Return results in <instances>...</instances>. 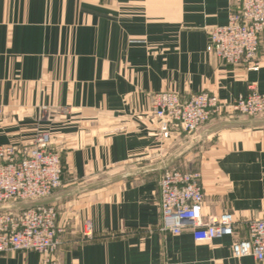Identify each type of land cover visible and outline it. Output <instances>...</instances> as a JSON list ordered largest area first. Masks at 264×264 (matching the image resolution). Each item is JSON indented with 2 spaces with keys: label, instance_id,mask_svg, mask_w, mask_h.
I'll use <instances>...</instances> for the list:
<instances>
[{
  "label": "crops",
  "instance_id": "crops-1",
  "mask_svg": "<svg viewBox=\"0 0 264 264\" xmlns=\"http://www.w3.org/2000/svg\"><path fill=\"white\" fill-rule=\"evenodd\" d=\"M231 6L0 0V146L48 132L61 158L62 187L44 201L63 229L54 264H258L234 259L231 247L247 238L249 221L264 219V118L223 115L193 136L162 139L150 111L151 95L162 92L223 103L251 88L264 95V34L256 71L207 52L209 29L227 23ZM166 168L199 171L203 218L231 214L234 235L202 243L162 234L157 182ZM0 264L41 260L2 253Z\"/></svg>",
  "mask_w": 264,
  "mask_h": 264
},
{
  "label": "built area",
  "instance_id": "built-area-1",
  "mask_svg": "<svg viewBox=\"0 0 264 264\" xmlns=\"http://www.w3.org/2000/svg\"><path fill=\"white\" fill-rule=\"evenodd\" d=\"M231 3L227 23L208 31L207 52L224 65L256 71L264 34V0H231ZM150 99L152 120L162 139H169L173 133L193 136L223 115H264V95L254 88L229 103L207 93L194 95L187 101L174 92L156 93ZM61 111L68 113L67 109ZM62 178L61 158L51 147L48 132L38 133L28 144L0 146V204L30 203L20 209L0 211V254L33 252L40 257L41 264H54L63 229L57 223V209L43 201L62 187ZM200 178L196 169L163 170L157 182L162 234L179 236L188 232L195 242L202 243L234 235L236 223L231 214L203 218ZM246 226L247 238L232 245V256L252 257L258 264H264V219L249 221ZM82 238L84 241L93 238L89 221L83 223Z\"/></svg>",
  "mask_w": 264,
  "mask_h": 264
},
{
  "label": "rangeland",
  "instance_id": "rangeland-1",
  "mask_svg": "<svg viewBox=\"0 0 264 264\" xmlns=\"http://www.w3.org/2000/svg\"><path fill=\"white\" fill-rule=\"evenodd\" d=\"M233 116H242V117H244V118H264V115H261V116H257V117H248V116H244V115H233ZM47 200V199H46ZM45 200V201H46ZM44 202V201H43ZM22 205H24V206H28L30 203H21Z\"/></svg>",
  "mask_w": 264,
  "mask_h": 264
}]
</instances>
